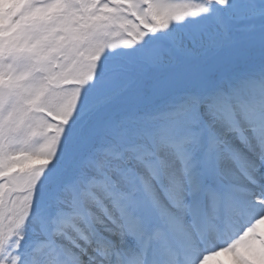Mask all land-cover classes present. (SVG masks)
Returning a JSON list of instances; mask_svg holds the SVG:
<instances>
[{
	"label": "snow or ice",
	"instance_id": "obj_1",
	"mask_svg": "<svg viewBox=\"0 0 264 264\" xmlns=\"http://www.w3.org/2000/svg\"><path fill=\"white\" fill-rule=\"evenodd\" d=\"M0 264H264V0H0Z\"/></svg>",
	"mask_w": 264,
	"mask_h": 264
}]
</instances>
